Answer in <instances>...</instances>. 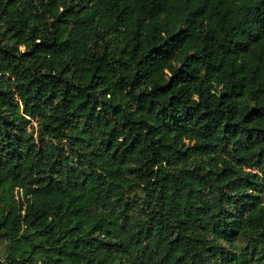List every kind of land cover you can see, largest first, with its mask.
I'll list each match as a JSON object with an SVG mask.
<instances>
[{
    "label": "trees",
    "instance_id": "trees-1",
    "mask_svg": "<svg viewBox=\"0 0 264 264\" xmlns=\"http://www.w3.org/2000/svg\"><path fill=\"white\" fill-rule=\"evenodd\" d=\"M0 264H264V0H0Z\"/></svg>",
    "mask_w": 264,
    "mask_h": 264
},
{
    "label": "rangeland",
    "instance_id": "rangeland-1",
    "mask_svg": "<svg viewBox=\"0 0 264 264\" xmlns=\"http://www.w3.org/2000/svg\"><path fill=\"white\" fill-rule=\"evenodd\" d=\"M8 258V246L7 242L3 241L0 245V261H6Z\"/></svg>",
    "mask_w": 264,
    "mask_h": 264
}]
</instances>
